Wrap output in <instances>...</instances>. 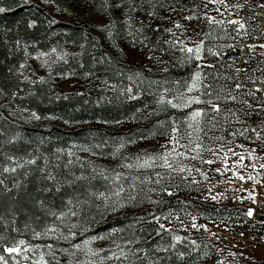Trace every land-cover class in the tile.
<instances>
[{"label":"trees","instance_id":"1","mask_svg":"<svg viewBox=\"0 0 264 264\" xmlns=\"http://www.w3.org/2000/svg\"><path fill=\"white\" fill-rule=\"evenodd\" d=\"M18 3H20L19 0H0V4L11 6L13 9L0 13V180H3L4 184L11 189V192H7L4 185H0V246L5 244L11 246L21 239L29 245L38 243L46 246L59 243L69 245L68 241L57 238L59 232L45 233V229L56 226L62 231L60 227L62 220L50 213L53 211L57 214L60 211L68 212L71 208L70 205H67L69 197L73 199L74 204L77 200L85 199H90L92 202L91 207L83 205L74 209L80 212V215L77 216V223L81 226L90 223L91 228L86 233H81L76 229L79 238L71 240L77 243L88 235L110 232L113 227L122 228L124 229L122 232L111 235L109 239L118 244H126L125 242L128 240L134 241L129 244L132 248L146 249L148 259L157 261L158 264H191L195 255L191 252L183 260H177L175 253L184 251L179 248L178 243L175 249H169L168 252L157 251L158 247H167L172 240L166 232H162L160 235L156 234L154 229L157 226L149 223L153 215L162 218L169 217L173 213L184 214L189 219L191 216H196L200 221L228 215H238L243 219H250L245 215L248 209L244 207L217 206L212 202L187 196V193H195L194 190L176 194L172 179H167L166 184L168 185L164 187H169L173 195L162 192L161 189L164 187L161 188L155 183L145 181L141 184L140 181H136L139 195L134 206L130 204L123 211L115 214L106 212L104 219H101L96 208V204H99L100 201L90 196V193L105 192L107 194L114 191L116 186L110 172H108L109 179L105 180L98 175L99 170L105 169L112 162L120 163V165L125 163V160L123 163V159L127 153L124 148L117 150V146L121 142H124L125 146H129L127 145L129 144L128 140L153 133L157 129L165 134L170 133L171 118H175L177 121L179 134L183 133L185 128L187 129V124L181 122L185 114L181 109L157 105L156 100L163 93L164 88L169 89V93L166 94L168 98L177 94L175 92L178 89L180 92L185 91V81L190 79V74L201 62L193 60L182 65L180 61L187 54L181 53L180 48L169 36H163L164 39L158 42L156 40L157 29L145 25L144 29L150 35L147 38L152 46L163 53L167 60L166 70L159 73V78H157L161 82H166L165 87L156 86L153 83L155 77H153L154 80L141 84L117 80L121 85V91L118 90V92L90 88L68 94L65 97L54 98L47 88H33L20 81L17 76L20 65L25 63L31 53L36 50L61 41H82L83 49L81 48L80 55L71 61L68 71L77 75L96 72L110 73L111 80L112 74H114V70L111 68L122 66L121 62L115 58L112 50L106 47L103 38L89 35L84 27L65 23L55 18L52 10L46 9L32 0L31 4L23 7H17ZM31 19H35L37 24L29 28L27 22ZM50 20L57 22L49 24ZM221 37L223 39L220 41H216L215 36L206 39V51L203 53L204 64H212L214 67L207 68L205 66L203 71L211 73L206 82L213 85V91L216 94L223 97L231 93L236 96V100H215L213 97V102L220 104V111L218 113L209 111L205 115L208 122L204 120L201 125L203 132L200 133L202 137L200 142L209 140L210 136L217 132L219 122L225 123L228 120L232 123L227 124L228 128L231 125L247 127L246 123H241L249 117L246 107L249 103L259 104L262 98L254 91L253 79L258 74L261 77L264 76V72L260 71V69H264V56L261 55L263 49L257 47L252 52L246 47L248 44L258 46L261 36H258V41H252L247 37L236 41L231 36ZM17 40L20 41L19 45L16 44ZM166 41L172 43H166ZM213 45L217 47L213 48ZM219 45H234L235 47H224L221 56H214L207 52L209 47L214 49V52L221 50ZM25 46L29 53L27 57L25 56ZM236 68L242 69L238 78H236ZM10 69L11 71H9ZM227 77H233V79H227ZM175 81H180L182 86L175 84ZM236 83L242 84L243 87L235 89ZM129 87L133 89L132 95L136 96L135 99H129V93L126 91ZM249 89L256 93L255 97L247 95ZM244 100H247L248 103H243ZM205 108L207 110L208 106L205 105ZM141 109H145L146 112L138 111ZM17 110L21 113L36 111L43 117L51 114L76 127L68 131L58 126L25 127L17 123L15 116V118H11L9 114L11 111L17 113ZM136 115L139 118L135 122L137 127L133 130L123 132L117 129L122 121ZM159 121L165 123L160 125ZM93 123L104 124L111 129L89 126ZM213 125L215 126L213 127ZM228 131L229 129L225 128L219 129L221 134ZM14 136H17L15 140L12 139ZM96 145H100V147H96ZM71 148L75 150H70ZM85 148L89 151H85ZM57 149L62 151L58 152ZM69 151L72 153L71 156L68 155ZM114 152L115 156L112 155ZM10 157L14 159H10ZM33 158L36 159V163H28ZM18 165H23V167ZM5 166L15 167L16 171L5 173L3 172ZM93 167L97 169L96 173H93ZM49 173L56 179L48 180L46 177ZM81 173L89 179L78 181L71 187L65 183L66 180L74 179L73 174L80 175ZM93 175L96 176L95 179H91ZM133 177V173L122 175L120 184L126 189L122 195L126 196L130 191L128 185L133 182ZM178 179L181 181L179 176ZM140 180H144V177H140ZM57 183L61 185L60 192L56 191ZM15 184H19L20 187H14ZM158 187L157 192L148 191L149 188L157 190ZM46 189H51V191H46ZM149 196L151 200L159 201V203L150 202L147 199ZM39 201H43V205ZM93 217H95L94 220ZM256 219L264 222V213H257ZM64 228L65 231L69 230L67 226ZM33 231L41 232L42 235L36 237L33 235ZM63 234L67 236L65 232ZM0 253H2V247H0ZM2 254L7 257V253ZM137 256L140 257V260H137L136 264H141V262L148 264L147 259H144V252H139ZM168 257H171V260ZM9 264H14V262L11 260Z\"/></svg>","mask_w":264,"mask_h":264},{"label":"rangeland","instance_id":"2","mask_svg":"<svg viewBox=\"0 0 264 264\" xmlns=\"http://www.w3.org/2000/svg\"><path fill=\"white\" fill-rule=\"evenodd\" d=\"M22 2V0H19ZM36 4H39L46 9H50L54 12V17L64 21L65 23H71L74 25L82 26L89 32V35L94 36L95 38H103L105 45L115 56V58L121 62L122 66L111 68L114 70L112 74V80L109 78L110 73L96 72L88 73V75L80 74L77 75L73 72L68 71L71 61L80 55L82 48V41L70 42V41H61L59 43H53L48 45L46 48L38 49L26 60V66L24 68H19L17 76L23 83L36 88H47L54 98L65 97L68 94L75 93L82 90H87L90 88H95L97 90H113L118 92L121 91V85L117 80H123L125 82H136L144 83L150 80H154V84L159 87H165L167 84L165 81H160L159 73L165 70L167 66V60L164 57V54L159 52L157 48H154L147 38L150 36L147 34V27H152L157 29L156 36L157 41L161 42L164 39L163 36H169L171 40L180 48L182 45L178 43L183 41V43L192 46L193 42H197L201 39H205L204 34L211 32V36L208 38H213L215 36L216 41H220L221 36H231L238 40L243 37L251 38L252 41H258V36H261V43H264V9L257 7L258 4L264 3V0H248L245 7L240 10L233 8H225L222 5L212 3L211 0H124V7L116 10L104 11L100 5L103 3V0H51L50 3L45 4L43 0H32ZM113 3L116 0H112ZM244 3V0H227L228 4L235 3ZM129 4H132L137 10L132 11L128 8ZM163 5V7H161ZM57 8L60 10L58 11ZM220 8V12H217L216 9ZM67 9V11H64ZM155 11V16H150L149 12ZM127 12V15L124 13ZM207 16H215L217 19H234L242 17L247 22V28L249 35L240 36L233 30V26L227 27V35L224 33L223 26H217L215 24H209L206 18ZM109 16L115 22L114 28L111 29L113 32L112 37H108L106 32H101L98 29L100 25H107L109 23ZM188 16H193L191 20L185 19ZM131 18V27L126 23L128 18ZM174 22H179L183 25L182 28L177 29L174 27ZM146 25V26H145ZM158 27V28H157ZM162 28V29H161ZM167 28H172V33L165 31ZM140 31H137V30ZM133 33L132 36L128 35V32ZM174 33V35H173ZM207 38V39H208ZM206 41V39H205ZM216 45H213V48H216ZM55 48L57 51L52 52L51 49ZM83 49V48H82ZM214 50V49H213ZM206 51V46H205ZM204 51V52H205ZM264 49L261 51L263 52ZM38 52H47V57H40L37 59ZM67 53L68 55L64 59H58L59 54ZM151 56L152 59L148 57ZM159 58L157 60L156 58ZM44 60H47L48 63L45 65ZM139 71L143 75L140 78L135 76V73ZM64 73H69L70 75H62ZM129 75L133 76L132 80H129ZM44 77V82L40 81V77ZM27 77V79H25ZM152 77V78H151ZM254 83V91L261 95V100L259 104L253 105L249 103L246 107L247 113L251 114L247 119H239L241 123H246L247 127H235L231 125L228 127L227 124H232L228 120L218 123V130L212 134L207 141H202L204 145V151L201 152L203 160L215 159L212 154L207 151L208 148L219 152L220 145L227 148H232L234 152L241 153L245 155L244 164L250 165L251 161L247 157V149H255L257 156H264V150L261 149V145L264 144V126H261V120H264V90L257 92L256 88L260 87L264 89V84L261 81H264V76L256 75ZM180 86H182L180 84ZM185 92V91H181ZM178 89L175 93H181ZM255 93V96H256ZM188 94V93H185ZM198 93L193 92L189 95H196ZM254 96V97H255ZM206 99V96L202 97ZM202 107L205 108V105H192L191 110ZM190 108L181 109L183 113V119L181 120L182 124H187L185 120V115ZM206 109V108H205ZM141 113L146 112L145 109L138 110ZM207 111V110H206ZM36 112V111H35ZM139 112V113H140ZM209 111H207L208 114ZM32 111L21 113L17 110V113L11 111L9 114L11 118H17V123L25 127H36V128H47L50 126H58L65 130H71L75 128V125L70 123H65V121L57 118L53 115H47L45 117H55V118H45L40 116L41 119L36 120L31 117ZM258 113V115L256 114ZM15 116V117H14ZM139 118L137 115L125 119L117 126V129L123 132H128L137 127L135 123ZM13 120V119H12ZM204 120L208 122V119L204 117ZM226 124V125H225ZM89 126H100L110 128L104 124L93 123ZM229 129L225 134H221L219 129ZM252 128H256L258 132L261 133L260 139H257L255 133L251 131ZM247 129L248 131H244ZM188 129L185 128L183 133L178 134L179 137H186L188 134ZM166 132V131H164ZM236 133V135H233ZM240 133H243L241 135ZM170 133H163L158 129L153 131V133H148L141 137H135L133 140L135 143H129L124 147L125 158L123 163H132L133 168L121 167L120 163L109 164L105 169L108 170L111 174L116 172H121L123 175L126 173H133V176L145 177L148 176L151 180L154 181L157 179L155 173L161 172L163 179L161 180V188L168 185V173L170 170L159 167L161 161H156V167L153 168H136L137 163L136 157L139 155L141 158L147 154L160 153L163 151L161 145L166 144L169 139ZM216 137H223L224 139L218 140ZM194 138V137H193ZM186 139H179V145L187 144ZM176 146L178 152L186 151L185 148ZM239 145H243L241 148ZM173 146L168 144V148L171 149ZM75 150V149H70ZM79 152V151H78ZM195 155L191 151L188 152L187 157H176L174 163L184 164L193 169L199 168L205 173L208 174L209 180L205 181L203 177L199 175L198 172L193 170L191 174L189 173H171L175 185L176 194H182L187 190H194L195 193H187L189 197H193L197 200H203L212 202L217 206H240L243 207L245 204L251 202L253 205L258 204L259 202V211L264 213V169L259 167L260 164L264 163V159H257L255 161L257 167L253 170L251 167H246L240 169L245 175L252 174L259 181L254 183L251 180L240 181L232 177V172L228 171L223 176L219 173H216L214 169L216 167H221V163L217 161L212 165L202 163L201 160H193L191 156ZM222 155V153H221ZM236 157L232 156L229 153V168L231 167V162L235 160ZM170 161L172 158L170 157ZM121 162V161H120ZM133 171V172H132ZM180 177V180L178 179ZM187 176V180H183L182 177ZM231 178V183H225L223 181L229 180ZM195 180L197 183H193ZM128 182V181H126ZM114 185L117 187L120 184V181L115 182ZM180 185V187H179ZM178 186V187H177ZM214 186V187H213ZM115 187V188H116ZM212 188V195L217 193H223L226 198H218L216 201H213L208 193V188ZM233 189H239V191H233ZM159 190L157 188L156 192ZM251 191L255 195V203L248 198V192ZM206 196L209 198L205 199ZM243 197V200L240 198ZM67 213V211H66ZM179 217V220L183 222V225L187 226V231L181 227V224L177 222L176 217ZM78 222V217H71L66 215L60 224L62 231L68 235V231H65L64 226H67L68 229L71 228L73 223ZM169 222H171L172 232H166L172 237V234H178L186 237L183 242L178 243L179 248H182L184 252H192L195 255V258L191 264H217V262H222V264H264V222L257 221L255 216H252L249 220L243 219L238 215H228L224 217H219L216 219L208 221H200L198 218L196 223L207 225L209 232H205L204 229L195 230L190 227L192 220L184 214H172L168 217V221H165L163 217L160 220V223H164L166 227ZM150 224L153 226L158 225L152 221ZM54 225V223H53ZM57 228V226L55 227ZM76 231V229H73ZM211 233H215L213 236ZM240 233H244L243 236ZM79 238H69V245H61V243L53 245V250L55 251L56 257L59 259L60 264H68L69 259L73 260H83L84 254L82 252H77L75 257H70L67 252H62L60 249H68L69 252L73 251L71 248V243H75L71 239ZM194 239L199 244V249L196 251L192 250V246L189 241ZM81 242V241H80ZM77 242V243H80ZM118 243H113L111 239H106L104 241H96L93 244L95 248H102L105 250L111 249L116 250L115 245ZM125 251L131 249L135 251L129 244H119ZM33 246H39L35 249V255L33 251L30 250L27 254L29 260L25 262L22 256H17V259L20 260V264H32V261L38 259L40 251L44 253L48 252V247L43 244H35ZM189 248V249H188ZM181 250V249H180ZM207 252L208 255L205 256L204 253ZM235 253V255H232ZM108 251L100 252L98 257H93L97 261V264H128L127 261H117L114 259H105L101 260V257L108 256ZM138 255V253H137ZM49 260V264H56V262L50 256H45ZM11 261V260H9ZM185 264V263H184Z\"/></svg>","mask_w":264,"mask_h":264},{"label":"snow or ice","instance_id":"3","mask_svg":"<svg viewBox=\"0 0 264 264\" xmlns=\"http://www.w3.org/2000/svg\"><path fill=\"white\" fill-rule=\"evenodd\" d=\"M43 2L45 4L50 3L51 0H43ZM212 3L215 4H219L222 5L225 10H227L228 8H233L236 10H240L243 9L245 7V4H247L248 0H244V3H235V4H228L227 0H211ZM31 4V0H22V2L17 4V7H23L24 5H29ZM100 7L104 10V11H109V10H116V9H121L124 7V0H116L115 3L112 2V0H103V3L100 5ZM161 7H163V5H161ZM257 7H259L260 9H264V3L258 4ZM128 8L132 11L137 10L132 4H129ZM13 9L11 8V6H4L2 4H0V13H5L8 11H12ZM57 10L59 11L60 9L57 8ZM64 11H67V9H64ZM217 12H220V8L216 9ZM125 15H127V12L124 13ZM150 16H155L156 13L155 11H151L149 12ZM193 16H188L185 19L191 20L193 19ZM206 18L208 20V23L211 24H215L217 26H223L224 29V33L225 35H227V27L228 26H233V30L237 33V35L240 36H247L249 35L248 32V28H247V22L244 18L242 17H238V18H234V19H217L215 16H207ZM57 21L55 20H50L49 24H53L56 23ZM126 23L129 25V28L131 27V18L129 17L128 20H126ZM37 21L35 19H31L27 22V25L29 28L36 26ZM115 26V22L111 19V16H109V23L107 25H100L98 26L99 31L101 32H106L108 37H112L113 36V32L111 31L112 28H114ZM174 27L177 29H180L183 27L182 24H180L179 22H174ZM137 31H140L139 29ZM166 32L168 33H172V28H167L165 29ZM128 35L132 36L133 33L131 31L128 32ZM174 35V33H173ZM205 39H207L209 36H211V32L205 33L204 34ZM205 39H201L197 42H193L192 46H189L188 44L183 43V41H179L178 43H180L182 46L180 47L179 51L181 53H186L187 55L184 57L183 60L180 61V63L183 65L185 62H191L193 60L201 62L200 64L197 65V68L190 74V79L185 81V92H181V93H177L175 95H172L171 98H168V96L166 95L167 93H169V89L168 88H164L163 93L160 94L156 100V104L157 105H161V106H170L172 109H186V108H191L192 105H207L208 109L207 111H211L214 113H218L220 111V104L218 103H214L213 102V97L215 98V100H232L235 101L236 100V96L232 95L231 93L221 97L220 95L216 94L213 91V85L211 83H207V79L208 76L211 75V73H205L203 71V68L206 66L207 68H213L214 65L212 64H204V51H205ZM221 39H223V37H221ZM232 39H235L234 37H232ZM20 41L17 40L16 44L19 45ZM166 43H172L171 41H166ZM221 50L219 51H213V49L211 47L207 48V52L211 55L214 56H221L222 55V49L224 47H235L234 45H219L218 46ZM246 47L249 49V51L254 52L256 50L257 47H259L260 49H264V43L259 44L258 46L256 44H248L246 45ZM52 52H56L57 50L55 48L51 49ZM29 55V53L27 52V46H25V56L27 57ZM68 54L65 52L63 54H59L58 55V59H64L65 56H67ZM261 55L264 56V52H261ZM48 53L47 52H38L37 53V59H39L40 57H47ZM149 59H152L151 56L148 57ZM157 60H159V58H156ZM43 63L46 65L48 63L47 60H44ZM26 66V61L25 63H22L20 65L21 68H24ZM231 66V65H229ZM166 70V69H165ZM11 71V69L9 70ZM242 69L240 68H236L235 72H236V78L239 77V74L241 73ZM246 71V70H243ZM260 71L264 72V69H260ZM62 75H70L69 73H64ZM85 75H88V73H85ZM142 73L137 71L135 73V76L137 78L142 77ZM27 79V77L25 78ZM41 82H44V77H40L39 78ZM129 80L133 79L132 75H129L128 77ZM227 79H233V77H227ZM251 79V78H250ZM156 83V82H153ZM175 84L179 85L180 81H175ZM253 83H255V80L253 79ZM262 84H264V81H261ZM235 89H240L241 87H243L242 84L240 83H236L234 85ZM264 89H261L260 87L256 88V91H262ZM127 93H129V99H135L136 96L132 95L133 89L131 87L126 89ZM221 91H223V89H221ZM193 92H196L198 94L196 95H189ZM188 93V94H185ZM13 95H15V93H13ZM79 95V93H78ZM247 95L249 96H255V92H253L251 89L248 90ZM203 96H207V99H203ZM243 103L247 104L248 101L244 100ZM249 108H251V105H249ZM207 111L205 108L202 107H197L191 111H189L186 115H185V120L187 122V129L190 130L188 131L187 134V144L185 145H179V139L184 138V137H179V127L177 126V121L175 120V118H171V130H170V135H169V139L166 142V144L161 145V148L163 149V151H161L160 153H153V154H147L145 153V155L143 156V158H141L139 155L136 157V168H153L156 167V161H161L162 163L159 164V167L164 168V169H168L170 170L168 173V178L169 179H173L171 173L173 172H179V173H189L191 174V172L193 170H195L196 172L199 173V175L201 177H203V179L205 181L209 180V176L207 173H205L204 171H202L199 168L193 169L191 167H188L184 164H180V163H174L176 157H187L188 156V152L191 151L192 153H195V155L191 156V159L193 160H201L202 163H206L208 165H212L214 163H216L217 161H219L221 163V167H216L214 169V171L216 173H219L221 176H223L226 172L231 171L232 172V177H234L235 179H238L240 181H245L247 180H251L254 183H258L259 181L257 180V178L255 176H253L252 174H247L245 175L242 171H240V169H244L246 167H251L253 170L256 169L257 165L255 163V161L257 159H264V156H257L255 149H247V157L253 161L250 165H245L244 164V160H245V155L241 154V153H237L234 152L232 148H227V150H225V146L223 144H221L220 147V151L217 152L215 150H213L212 148H208L207 151H209L212 156L215 159H208V160H203L202 156H201V152L204 151V145L200 142L202 140V137L200 135V133L203 132V128L201 127V125L204 122V117L207 114ZM158 114V113H156ZM258 115V113H256ZM233 115H235V113H233ZM251 115V114H249ZM31 117L39 120L41 119V117L35 112L32 111L31 113ZM45 118H55V117H45ZM65 123H68V121H65ZM160 125H163L165 122L164 121H159L158 122ZM211 123V121H210ZM261 126H264V120H261ZM215 125H213L214 127ZM244 131H248L247 129H245ZM251 131L253 133H255L257 139H260L261 137V133L258 132L256 130V128H252ZM241 135H243V133H240ZM233 135H236V133H233ZM17 136H19V133H17ZM17 136L12 137L13 140H15L17 138ZM194 137V138H193ZM141 138H146V137H141ZM216 139L218 140H222L224 139L223 137H216ZM127 143H135L134 140H128ZM168 144H171L173 147L171 149L168 148ZM180 146L186 149V151H182V152H178L176 150V146ZM96 147H100V145H96ZM125 147V143L121 142L118 146H117V150L122 149ZM239 147L243 148V145H239ZM261 149L264 150V144H262ZM85 151H89V149L85 148ZM58 152L62 151L61 149H57ZM222 153V155H221ZM229 153H231L232 156H235L236 159L233 160L231 162V167L229 168ZM95 155V153H93ZM69 156L72 155L71 151H69L68 153ZM113 156L116 155V153H112ZM170 157L172 158V161H170ZM10 159H14L12 157H10ZM28 163L30 164H35L36 163V159L33 158L31 160L28 161ZM45 163H47V160H45ZM69 163H71V161H69ZM19 167H23V165H18ZM121 167H125V168H133L134 165L132 163H126V164H122ZM259 167L261 169H264V163L260 164ZM16 168H9L7 166H5L3 168V172L7 173V172H15ZM93 173L97 172V169L95 167H93L92 169ZM98 175L105 179L108 180L109 179V175H108V170L101 168L98 172ZM123 173L121 172H116L114 171L112 173V178L114 179L115 182L120 181L121 177H122ZM157 179L154 181V183L156 184H160L161 180L163 179V175L161 172H156L155 173ZM74 179H69L66 180L65 183L68 186H73L76 182L78 181H84V180H88L89 177L85 176L83 173H81L80 175H75L73 174ZM48 180H55L56 177H54L51 173L48 174V176L46 177ZM96 176L93 175L91 177V179H95ZM187 176L182 177L183 180H187ZM133 182L131 184L128 185V188L130 189V191L127 192V195L124 196L122 195L123 193H125L126 189L124 188V186L122 184H119L114 191H111L110 193H105V192H91L90 196L95 197L96 200L100 201L99 204H96V208L97 211L99 212L101 219H104V213H119L121 211H123L126 207H128L130 204H132L134 206V202L137 200V197L139 195L137 189H138V185L136 183V181H140L141 184H143L145 181H147L148 183H153V181L151 180L150 177L145 176L144 180H140L139 176H134L132 178ZM193 183H197V181L193 180ZM225 183H231V178L229 180L223 181ZM0 185H4V189L7 192H11V189L8 188V186L6 184H4L3 180H0ZM14 187L19 188L20 185L19 184H15ZM178 187V186H177ZM214 187V186H213ZM46 191H51V189H46ZM56 191L60 192L61 191V185L59 183L56 184ZM149 192H155L156 189L155 188H149L148 189ZM162 192L167 193L168 195H173V192L170 190L169 187H164L161 189ZM208 193L210 198L213 201H216L218 198H226L224 197L223 193H217L215 195H212V188H208ZM233 191H239V189H233ZM209 196H206L205 199L209 198ZM248 198L250 200H252L253 203H255V195L253 192L249 191L248 192ZM147 199L150 200V202L152 203H159V201H155V200H151V197H147ZM241 200H243V197L240 198ZM39 203L41 205H43V201H39ZM91 200L90 199H85L83 201L77 200L76 203H73V199L71 197H69L67 199V205H70L71 208H69V211L66 213L64 211H60L58 214L57 212L53 211L50 214L53 216H57L58 219H63L66 215H70L71 217H77L78 215H80V212L74 210L77 206H83V205H87L89 207H91ZM262 207H264V205H262ZM254 209L253 208H249L247 210V212L245 213V215L247 217H252L254 215ZM190 215V214H189ZM95 219V217H93V220ZM142 219V218H141ZM163 219L165 221H168V216H164ZM161 217L160 216H156L153 215L152 219L149 221V223H151L152 221H155V223L158 225V227L156 229H154V231L156 232L157 235H160L162 232H172V228H171V222H169L168 226L166 227V225L164 223H160ZM177 222H179L181 224V227L184 228L185 231H187V226L183 225V222L179 220V217H176ZM191 220L192 223L190 225V227L192 229L195 230H200V229H204L205 232H209L210 230L208 229L207 225L204 224H198L196 223L197 217L196 216H191ZM91 228L90 223H85L83 226H81L79 223H73L71 225V228L68 230V235L65 236L63 234L62 231H60L59 229L52 227L49 229H45V233L47 232H59V236L57 237L58 239H63L65 241H69V238H75L77 236V231H74L73 229H78L80 230L81 233H86L89 232ZM124 229L122 228H116L113 227L111 228L110 232H105V233H97L94 235H88L86 238H84L80 243H71V248L73 249V251L69 252L68 249L62 248L60 249V251L62 252H67L68 255L70 257H75L77 252H82L84 254V259L83 260H73V259H69L68 260V264H97V261L95 259H92L93 257H98L100 252L102 251H108V256L106 257H101V260H105V259H114L117 261H127L128 264H136L137 260H140V257L137 256V253L139 252H144L145 253V257L144 259H147L148 264H158L157 261H152L150 259H148L147 257V250L146 249H142V248H137L135 249V251H132L131 249H129L128 251H125L124 248H122L119 244L115 245L116 250L113 251L111 249L105 250L102 248H95L93 247L94 242L96 241H104L106 239H108L111 235L117 233V232H122ZM33 235L36 237H39L42 235L41 232H36L33 231ZM211 235L215 236V233H211ZM241 236L244 235V233H240ZM186 239V237L178 235L173 233L171 240L172 242L167 246V247H158L157 251H162V252H168L169 249H175L177 243L183 242ZM113 243H115V241H113ZM126 244H132L134 243V241L132 240H128L125 242ZM190 245L192 246V250L196 251L197 249H199V244L197 243L196 240L191 239L189 241ZM2 247V253H7V257L0 253V264H9V260L11 259L14 264H20V260L17 259V256H22L23 260L25 262H27L29 260V256H28V252L30 250L33 251V255H35V249L38 248L39 246H33V245H29L25 240L21 239L15 243H13L11 246H8L7 244L0 246ZM48 252L44 253L43 251H40L39 253V257L38 259H35L32 261V264H49V260H47L45 258V256H50L52 257V259L56 262V264H60L59 259L56 257L55 251L53 250V245L49 244L48 246ZM191 253L190 252H184V251H179L176 252V258L177 260H183L186 256H189ZM205 256L208 255L207 252L204 253ZM232 255H235V253H233ZM169 260H171V257H168ZM142 264V262H141ZM217 264H222V262H217Z\"/></svg>","mask_w":264,"mask_h":264},{"label":"built area","instance_id":"4","mask_svg":"<svg viewBox=\"0 0 264 264\" xmlns=\"http://www.w3.org/2000/svg\"><path fill=\"white\" fill-rule=\"evenodd\" d=\"M262 202H264V201H262ZM243 207L246 209L253 208L255 210L253 216H255V217H256L257 213L260 212L258 209L259 208V202L256 205H253L251 202H249V203L245 204ZM249 218H251V217H249Z\"/></svg>","mask_w":264,"mask_h":264}]
</instances>
